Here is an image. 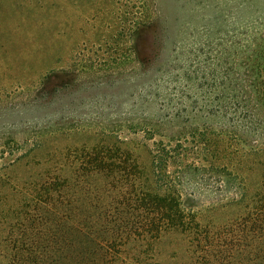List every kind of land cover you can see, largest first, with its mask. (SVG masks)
<instances>
[{
    "label": "rangeland",
    "instance_id": "1",
    "mask_svg": "<svg viewBox=\"0 0 264 264\" xmlns=\"http://www.w3.org/2000/svg\"><path fill=\"white\" fill-rule=\"evenodd\" d=\"M204 131L223 137L222 165L189 153L166 168L199 226L243 211L234 164L253 163L250 196L264 171V0H0V221L46 175L71 174L55 163L75 149L127 151L152 189L156 150ZM122 258L191 264L179 231L130 240Z\"/></svg>",
    "mask_w": 264,
    "mask_h": 264
},
{
    "label": "trees",
    "instance_id": "2",
    "mask_svg": "<svg viewBox=\"0 0 264 264\" xmlns=\"http://www.w3.org/2000/svg\"><path fill=\"white\" fill-rule=\"evenodd\" d=\"M222 138L215 141L204 131L188 143L157 149L152 189L127 151L104 143L73 150L79 158L55 163L64 160L75 168L71 174L58 168L46 175L34 196L25 199L21 215L0 221V264H116L124 262L130 240L149 241L174 231L187 237L191 264H264V171L250 196L245 179L255 167L234 164L227 184L240 190L236 202L243 211L222 224L201 226L180 208L176 176L167 173L173 163L185 167L189 153L201 156L194 166L216 169L225 162Z\"/></svg>",
    "mask_w": 264,
    "mask_h": 264
}]
</instances>
